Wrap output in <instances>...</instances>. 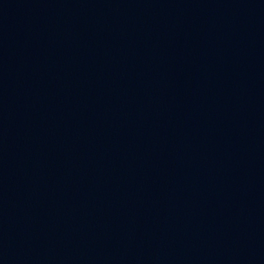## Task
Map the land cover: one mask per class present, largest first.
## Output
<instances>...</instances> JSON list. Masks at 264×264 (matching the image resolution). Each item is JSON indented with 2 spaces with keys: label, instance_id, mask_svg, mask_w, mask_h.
I'll return each instance as SVG.
<instances>
[{
  "label": "water",
  "instance_id": "1",
  "mask_svg": "<svg viewBox=\"0 0 264 264\" xmlns=\"http://www.w3.org/2000/svg\"><path fill=\"white\" fill-rule=\"evenodd\" d=\"M0 264H264V0H0Z\"/></svg>",
  "mask_w": 264,
  "mask_h": 264
}]
</instances>
